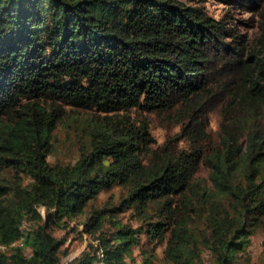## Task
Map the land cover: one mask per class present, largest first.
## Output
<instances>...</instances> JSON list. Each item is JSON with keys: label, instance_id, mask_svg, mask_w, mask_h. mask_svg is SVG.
I'll use <instances>...</instances> for the list:
<instances>
[{"label": "trees", "instance_id": "1", "mask_svg": "<svg viewBox=\"0 0 264 264\" xmlns=\"http://www.w3.org/2000/svg\"><path fill=\"white\" fill-rule=\"evenodd\" d=\"M232 12L181 0H0V264H157L164 240L159 264H205L204 249L235 264L264 222V23L249 37ZM215 105L216 141L206 128ZM66 106L99 115L78 157L53 162ZM172 108L188 147L174 137L154 146L149 120L129 114ZM202 163L207 178L195 175ZM114 185L126 195L92 210L86 249L62 261L52 227ZM126 209L141 222L116 217ZM142 234L153 246L139 259Z\"/></svg>", "mask_w": 264, "mask_h": 264}, {"label": "rangeland", "instance_id": "2", "mask_svg": "<svg viewBox=\"0 0 264 264\" xmlns=\"http://www.w3.org/2000/svg\"><path fill=\"white\" fill-rule=\"evenodd\" d=\"M188 5L203 6L215 17H221L230 10L236 18L235 28L239 32L246 33L249 37L260 34V25L264 23V0H246L248 5H235L232 0H181ZM64 117L55 128L52 138V151L49 156L51 161L69 162L78 157L79 141L85 135L88 120L97 117L99 114L94 110H83L66 106ZM132 120L137 122L147 118L150 122V130L154 137V146L161 145L168 137H174L178 147H188V141L181 134V122L176 117V109H164L160 111H143L132 109L129 113ZM222 115L219 106L215 105L207 113L206 128L215 139H218L219 123ZM9 170H6V172ZM10 174L13 171H9ZM209 169L206 165L200 164L196 176L207 178ZM126 188L122 185H114L109 189L102 190L98 196L89 202L85 213L78 215L70 220L65 227H52V233L58 238L63 239L62 261H69L80 255L87 247L90 235L84 231V222L92 215L94 208H103L111 204H119L126 195ZM132 209H126L117 214L122 222H141L134 216ZM30 226V224H28ZM109 226V225H108ZM97 242V241H96ZM18 244L22 240L17 241ZM165 240L155 248L158 259L157 264L161 263L164 253ZM152 247L153 242H149L147 237L142 234L140 244L133 247V254L141 258L140 248ZM1 247V245H0ZM6 248V247H1ZM26 253L31 252L30 247L25 248ZM67 251V252H66ZM202 258L205 264H214L218 259L212 255L209 249H204ZM235 264H264V222L255 229L249 237V243L244 250L238 251L234 257ZM103 264V263H100Z\"/></svg>", "mask_w": 264, "mask_h": 264}, {"label": "bare ground", "instance_id": "3", "mask_svg": "<svg viewBox=\"0 0 264 264\" xmlns=\"http://www.w3.org/2000/svg\"><path fill=\"white\" fill-rule=\"evenodd\" d=\"M1 247H6V246H5V245H1ZM1 247H0V248H1Z\"/></svg>", "mask_w": 264, "mask_h": 264}]
</instances>
